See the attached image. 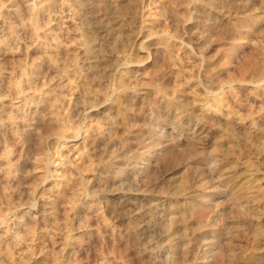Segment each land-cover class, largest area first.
<instances>
[{
  "label": "rangeland",
  "instance_id": "1",
  "mask_svg": "<svg viewBox=\"0 0 264 264\" xmlns=\"http://www.w3.org/2000/svg\"><path fill=\"white\" fill-rule=\"evenodd\" d=\"M0 264H264V0H0Z\"/></svg>",
  "mask_w": 264,
  "mask_h": 264
},
{
  "label": "bare ground",
  "instance_id": "2",
  "mask_svg": "<svg viewBox=\"0 0 264 264\" xmlns=\"http://www.w3.org/2000/svg\"><path fill=\"white\" fill-rule=\"evenodd\" d=\"M65 1V0H64ZM38 4V3H37ZM81 10V9H80ZM107 28V27H106ZM100 29H102V28H100ZM104 30V29H103ZM91 34V33H90ZM93 37V36H92ZM84 45H85V43H84ZM84 49V48H83ZM86 49V48H85ZM87 51V50H86ZM31 98H33V97H31ZM222 101V100H221ZM212 104V103H211ZM213 106V105H212ZM20 107V106H19ZM205 107V106H204ZM20 108H22V106L20 107ZM98 139V138H97ZM233 143V142H232ZM249 176V175H248ZM254 178V177H253ZM183 182V181H182Z\"/></svg>",
  "mask_w": 264,
  "mask_h": 264
}]
</instances>
